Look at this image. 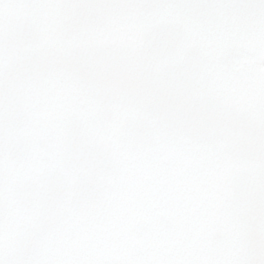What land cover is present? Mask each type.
Here are the masks:
<instances>
[{
    "label": "snow or ice",
    "instance_id": "1",
    "mask_svg": "<svg viewBox=\"0 0 264 264\" xmlns=\"http://www.w3.org/2000/svg\"><path fill=\"white\" fill-rule=\"evenodd\" d=\"M0 264H264V0H0Z\"/></svg>",
    "mask_w": 264,
    "mask_h": 264
}]
</instances>
